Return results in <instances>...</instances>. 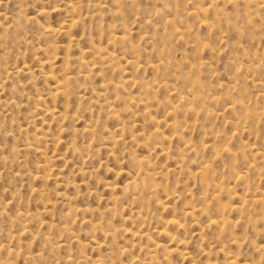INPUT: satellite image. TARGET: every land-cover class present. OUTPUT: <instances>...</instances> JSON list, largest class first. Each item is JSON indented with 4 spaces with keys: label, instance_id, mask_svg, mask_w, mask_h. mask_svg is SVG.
Returning <instances> with one entry per match:
<instances>
[{
    "label": "rangeland",
    "instance_id": "374dc122",
    "mask_svg": "<svg viewBox=\"0 0 264 264\" xmlns=\"http://www.w3.org/2000/svg\"><path fill=\"white\" fill-rule=\"evenodd\" d=\"M0 264H264V0H0Z\"/></svg>",
    "mask_w": 264,
    "mask_h": 264
},
{
    "label": "bare ground",
    "instance_id": "6f19581e",
    "mask_svg": "<svg viewBox=\"0 0 264 264\" xmlns=\"http://www.w3.org/2000/svg\"><path fill=\"white\" fill-rule=\"evenodd\" d=\"M137 185V184H136ZM136 185H135V188H136ZM143 185V184H142ZM131 187V186H130ZM147 187V186H146Z\"/></svg>",
    "mask_w": 264,
    "mask_h": 264
}]
</instances>
